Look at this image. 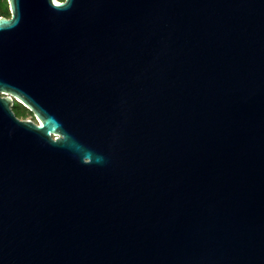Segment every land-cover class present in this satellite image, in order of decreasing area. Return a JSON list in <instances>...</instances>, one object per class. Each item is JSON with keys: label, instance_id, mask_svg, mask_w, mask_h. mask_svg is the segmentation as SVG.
I'll return each instance as SVG.
<instances>
[{"label": "water", "instance_id": "95a60500", "mask_svg": "<svg viewBox=\"0 0 264 264\" xmlns=\"http://www.w3.org/2000/svg\"><path fill=\"white\" fill-rule=\"evenodd\" d=\"M6 1L0 264H264V0Z\"/></svg>", "mask_w": 264, "mask_h": 264}, {"label": "trees", "instance_id": "16d2710c", "mask_svg": "<svg viewBox=\"0 0 264 264\" xmlns=\"http://www.w3.org/2000/svg\"><path fill=\"white\" fill-rule=\"evenodd\" d=\"M58 1H62V0H58ZM0 16L6 17V18H8L10 16L6 0H0ZM15 104L16 105L12 106L13 107L12 108L13 113L15 114L16 117H18V118L20 117V118L24 119L26 116L25 111L27 109H25L22 105H20L18 103H15Z\"/></svg>", "mask_w": 264, "mask_h": 264}, {"label": "rangeland", "instance_id": "374dc122", "mask_svg": "<svg viewBox=\"0 0 264 264\" xmlns=\"http://www.w3.org/2000/svg\"><path fill=\"white\" fill-rule=\"evenodd\" d=\"M14 105H16V104H14ZM13 108V107H12ZM25 114H26V116H25V118L24 119H30V120H32L33 119V116H32V114L29 112V111H25ZM19 119H22V118H20L19 117Z\"/></svg>", "mask_w": 264, "mask_h": 264}]
</instances>
